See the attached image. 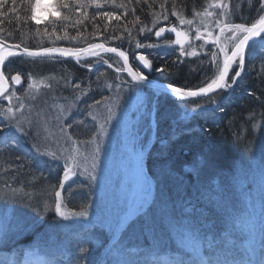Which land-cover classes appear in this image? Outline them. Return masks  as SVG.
<instances>
[{"label": "rangeland", "instance_id": "1", "mask_svg": "<svg viewBox=\"0 0 264 264\" xmlns=\"http://www.w3.org/2000/svg\"><path fill=\"white\" fill-rule=\"evenodd\" d=\"M237 1H240V3L238 2L239 4H236L235 2ZM40 2L42 5L55 3L54 0H40ZM226 2H229V0H226ZM233 3L235 4L233 5ZM198 5L199 6L196 8L193 6L189 10L190 13L187 15V18L193 20L192 25L179 24L177 16L172 14V3H167L165 9L169 11L168 20L174 22L173 20L175 19V25L180 30L188 32L189 41L185 44L186 50H192L189 47V44H191L197 51L196 56L181 55L179 53V55L183 57L181 60L184 59L185 56L187 61L195 59V61L191 63L198 64L202 69H208L209 66L215 68L210 60L204 58L206 60L204 62L199 56L200 53L209 55L211 51L217 49L211 41L205 43L203 40L195 38V28L200 25V17L195 16V12L202 11L207 7L206 0H200ZM230 5H233L229 8V11L232 13L231 19L233 22L239 23L237 21L239 19L238 11L242 9L243 6L249 4L247 0H243V2H241V0H230ZM237 5H239V9H237ZM252 5L258 6L255 0H253ZM176 8L175 6V10ZM140 9L148 11L151 10V6L143 5ZM176 11L179 13L178 9ZM214 11L218 13L221 9L216 8ZM152 12L149 13L148 18H146L150 20V22L153 21ZM160 13H162V11ZM190 14L193 15V18ZM37 15L41 18V21H43L50 16V12L48 9L42 8L38 11ZM161 25L162 24H160V26ZM104 28L106 30L111 29L109 28V23H105ZM157 29L158 28L153 30L149 29V31L155 33ZM210 29L213 31L214 35L219 34L218 28L210 26ZM224 35L227 36L230 35V33H225ZM131 36H135L134 33H131ZM166 38H169V36ZM174 39L175 34L173 33L169 41ZM221 39L223 41L224 37H221ZM262 42L263 41L259 39L251 45L246 56L249 61L254 54L261 53L260 48H262ZM201 44H204L203 48H200ZM162 45H172L176 48V51L180 52L179 45L166 44L165 41L162 42ZM164 51L172 56L176 53L173 47H171V49L168 47ZM55 62L57 61L46 60L42 62V65L46 69H48L46 66H56L59 68V62H57V64ZM246 65L248 66V63ZM231 73L234 74V72ZM117 74L119 75L120 73ZM231 75L232 74H230V76ZM33 78L39 80L46 77L37 78L33 76ZM47 78L46 83L50 84L51 88L49 89L41 85L36 99L25 101L26 104L30 103L34 106L33 119H35V112L42 108L46 109L47 115L45 118H48V116L55 117L60 109L52 106H67L65 98L72 99L74 93L78 94V90L73 89L71 85L78 83L79 80H74L72 77L64 79L63 81L60 79L59 74L53 75L52 77L50 74ZM119 79L118 82H107L105 80V84L110 83L113 87L107 88L104 85V89L100 92L101 97H119V102L118 104L114 100L108 102L113 104L116 115L110 124L105 125L108 134L102 138V143L100 144L101 151L98 155V164L95 169L96 179L94 181L91 180L88 173H83L82 169H77V175L71 177L69 181H66L65 187L62 190L63 202L67 208L79 211L81 208H71L67 204L66 198L68 196L67 194L70 192L69 187L71 186L72 180L75 178L80 179L79 183L89 185L91 188V197H87L83 203L88 206L87 210L89 216L64 219L63 217L57 216L53 209H49L45 212V202L49 204L53 203L54 197L52 189L48 185L41 184V177L38 175L35 180H32L34 185L29 186V189L22 188V192L15 194H13L9 188L0 185V264H14L18 258L24 261L46 260L50 261L51 264H90L85 260H81L78 246H84L87 243H93L95 246H98L104 236H107L109 241L102 250V256L106 255L109 257V264H117L118 261L120 264H125V262H127V264H138L139 258L134 254L132 246L135 244H137L136 246L143 244L152 249H158L159 241H166L171 250L184 253L187 258H190L188 254L191 253L192 247L195 245L200 249L204 261L210 258L213 260L214 264H216V262H221L222 264L224 261H227L228 264H235L230 261V258L226 259V257L220 255L219 252L212 257L203 255L205 243L210 241L205 235V232L208 231L211 234L214 232L211 226L215 221L204 223L203 227L201 225L202 228H195L197 225L195 221L193 225H191L180 218L178 222L175 221L174 223L172 220L177 219L176 216H179V214L171 208L173 205L177 206V202L175 200H173V203L167 201L166 195L161 194V191H159L161 192L160 194H157V185L154 181L149 184L151 189L153 188V195L150 196V194H146V177L142 170L144 167L141 163L142 159H145L144 155L153 139L151 126L156 124V110L152 112L153 107L157 108L163 97L157 98V96L160 95V90L124 81V78H121V76ZM121 80L125 83L121 82ZM65 81H69V83L66 85ZM80 81H82V84L83 82L86 83V81ZM115 85H120L119 89H117ZM25 88L26 87H24V89ZM17 89L20 91L24 90L21 86L16 88V91H18ZM224 92L226 93L224 95L226 97L228 90ZM86 94L81 95L71 112L63 117V123L65 125L72 124L74 127L76 124H79L82 128L91 130L92 135L89 138L81 139L72 135L70 128H68L67 133L77 141V143L73 144L72 141L67 140L60 134L58 121L51 119L47 132H45L42 127L34 126L28 129L25 135L15 131L11 126L7 127L3 134L6 136H14L17 143L15 145L11 144V142L0 143V146H6L5 149H2V152L13 153L18 147L25 149L26 146H29L27 149L28 152L25 151V154H27L31 160H34L32 161L34 163V168L37 170L39 169L40 172L42 168L39 167V158H46L49 163H59L61 167L60 176H53L49 171L48 175H46V178L53 176L55 178V184L58 183L59 179L63 176V159H54L50 156H38L33 148V144L37 142V134L39 133L40 136H49L46 143L51 151H57V149L72 151L73 148H79L85 153L91 152L95 145L81 142L89 141L93 133L97 132L99 123L103 122V117L107 115V110L103 103L91 109V111L99 115L100 119L98 121H93L86 112H81L80 109L83 110L84 105H87V102L92 99L85 96ZM0 103L7 105V101L4 100H0ZM13 103L15 104L16 101H13ZM173 109L174 111H178L182 117H187L192 115V113L212 112L214 107L195 109L193 104L180 103L176 110L175 108ZM22 111L27 114V109ZM88 111L89 109L87 112ZM2 119L3 117L0 116V120ZM81 121L83 123H81ZM258 129V127L253 128L254 132H257ZM242 135L243 139L246 138L245 141H247V139L249 141L250 136H255L252 131H247L246 133H242ZM243 152H251L252 154L250 156L243 155V157L238 158L237 161L234 162V167L232 166L229 168L227 171L228 177L225 178L229 184L224 191L223 188L220 190L219 187L215 189V186L211 188V192L209 193L208 189L210 186L208 183L205 184L203 191L206 193V197L210 195L208 199L213 202L212 206L216 207V205H223L225 206L224 209L230 212L227 219V226L228 228L232 227L233 231H235V235H239V238L235 239H238V241H246L245 247L250 260H244L242 263L236 261V264H255L256 260L254 258V253L252 255V246L254 245V240L258 239L257 237L264 231V225L261 222V220L264 219V146L258 143H249ZM59 154L60 153L57 152L58 156ZM88 164H91V160L88 161ZM49 167H52V164H50ZM159 167L165 168L166 166L163 167L160 165ZM89 171H91L90 168ZM155 175H158V173H155ZM13 177L14 176H12V178ZM15 177H17V174H15ZM218 184L219 183H217V185ZM133 189H135L137 198L144 195L147 196V202L144 204V212L146 215L143 217V220L147 221V225L143 228L136 227L135 229H130L125 232L121 238L124 251L120 252L112 247L113 239L104 228L102 221L114 215L130 198H132ZM65 191L66 195L64 194ZM37 209H39V211H37ZM211 209L215 208L212 207ZM157 212L160 214V216L158 215L159 217L163 216L164 224L170 223L173 225L167 234H162L157 229L158 226L153 225L154 223H152V221H150L152 226L149 223V220H152ZM55 217H57L56 220ZM182 218L190 219L186 215ZM84 227L88 231H84ZM59 228L62 233L59 232ZM140 233H143V238L139 235ZM217 235L215 240L221 242V239L217 238ZM140 239H143V241H140ZM86 247L89 249V252L85 256H89L92 247L90 245ZM220 247V245H217V248L222 252V247L221 249ZM33 253L35 254L33 255ZM156 257L157 256H155V258ZM251 257L254 258V261ZM156 259L161 260V264H172L168 254Z\"/></svg>", "mask_w": 264, "mask_h": 264}, {"label": "trees", "instance_id": "2", "mask_svg": "<svg viewBox=\"0 0 264 264\" xmlns=\"http://www.w3.org/2000/svg\"><path fill=\"white\" fill-rule=\"evenodd\" d=\"M54 2H56V0H54ZM68 2L70 6L69 9H60L59 12L61 17L67 14L70 16V19L67 21L62 19L57 20L56 31L61 36H63L65 30L69 33V36H76L77 32L82 33L83 35L78 37L75 41L64 39L56 40L55 37L49 38L36 36L34 31H30V29L34 30L36 27H39L43 30L45 27H48V30L52 31L51 25L49 24L52 16H48L41 26H35L31 23V21L26 22L23 19L25 13L19 11V0L17 4L18 11L16 13H8V8L12 7L11 0H8V4L3 9H0V11L5 13L4 16H0V29H3V31L0 32V35L4 36V38L9 42H22V46H28L30 48L50 46L71 47L78 44H86L87 41L93 40L90 39L88 35L98 32L99 35L103 36L102 39L106 40H104L105 42H112L109 44L119 46L121 44L122 46H125L126 49L128 48L127 50L130 49L129 51L132 53H136L139 50V48L136 47L137 41L141 45H144V43L147 44L146 38H152V44L155 45V47H153L154 50L148 48L146 50V56L154 65V71L152 74L153 77L160 78L164 81L169 83L171 82L182 87L194 88L202 86V82H204L206 78L212 77L215 72V68L212 66H209L208 69H202L198 66V64H192L191 62H194L195 59L187 61L184 56V59L181 60L183 57L179 55L180 52L176 51L174 46L160 45L166 40L169 41V38H165L162 41L155 40L153 38L154 33L152 31L150 32L149 29H156L160 26V24H165V22L170 24L173 23L168 20L169 11H167L168 19H161L162 21L160 20L156 25L153 24V21L150 22V20L146 19L152 11H162L161 15H164V10L160 8V4L164 3L165 0H155V2H153V0H147V2H145V0H140L139 3H137V0H130V2L129 0H123V2L127 5V9L116 6L121 3V0H116V4L108 3L106 0H100L99 7H97L96 4H91L86 8L81 7L79 3L74 4L73 0H68ZM86 2L87 0H85V3ZM174 2L177 10L187 7L192 8L193 6L196 8L199 6L198 4L200 3V0H174ZM238 2L240 3V1L235 3L239 4ZM167 3H172L173 5V0H167L165 6ZM235 3H233V5ZM143 5L151 6V10H141L140 8ZM257 7L258 6L255 5H252L251 7H249V5L243 6L242 9L238 11L239 19L237 21L239 23L243 22L241 17L251 20L256 15ZM76 9H79V11H76ZM97 12H114L117 16H120V20H108L106 18H101L96 15ZM83 13H87V16H83ZM179 13L182 14L181 12ZM18 16L20 17L19 19H17ZM93 17H95V19H93ZM136 17L140 18L139 21H136ZM77 20H81L82 23L77 24ZM134 21L135 23H133ZM173 21L175 22L176 20L174 19ZM105 23H109V28L111 29L106 30L104 28ZM142 26L145 27L144 32L139 31V28ZM126 27L131 29V33H134L135 36H129L126 31ZM21 31L24 32V36H21ZM9 32L13 33V35L8 36ZM113 36L118 37V39H111ZM53 41H55V44H53ZM168 47L170 49L173 47L176 51L174 56L169 53H165L164 50ZM260 50V54H254L251 57L248 66L246 65V69H244L239 77V81L235 83V87L231 92L228 91L226 97L224 96L226 94L224 91H219L216 97V104L205 103L207 98L195 100L190 103L186 102L187 104L193 105L195 103H200L203 108H206L205 106L207 105H212L214 107L212 112H197L192 113L190 116L182 117L178 111H174L173 109L175 108L176 110L178 104L181 103V100H179L180 98L173 97L165 93L156 109L157 130L155 131L153 145L148 151L145 161L147 171L157 185V194L162 192L161 194L166 195L165 197L167 201H171L173 203V200H175L177 202V206L173 205L171 209L175 210L179 216H176L177 219L172 221L175 223V221L178 222L181 219L191 225H193V222L195 221L197 222L195 228H202L204 223L215 221L216 223L213 222V225L211 226L214 232L212 234L208 231L205 232V235L210 240L205 243V249L208 250V254H216L218 252L221 253V251L217 248V245H220L222 249H229V254H233V257H236L239 261H244L249 257L245 247L246 241H238V239H235L239 238V235H235V231H233L232 227L228 228L227 226V219L230 212L224 209L225 206L223 205L219 206L215 204L216 207L212 206L213 202L208 199L210 195L206 197V193H204L203 188L205 187V184L208 183L210 186L208 189L209 193L211 192V188L215 186V189L219 187L220 190L223 188L224 191L226 188L224 181L225 178L228 177L227 171L230 167H232L230 165L232 164L231 159H229L230 155H220L221 159L214 158L218 155V146L215 144L216 137H220L222 139L227 136L230 140H232V138L235 140H237V138H242V133H246L247 130H243L242 127H240V124H242V120L245 121L246 118H249L250 122L259 123V129L257 130L258 133H261L264 129V41L262 42V48H260ZM108 58L111 57L108 55ZM46 60H56L59 62V68L56 66L48 67L44 63L48 68L46 69L42 65V62ZM165 61H172L173 64L166 65ZM57 62L55 63L57 64ZM110 62L113 63L112 60ZM161 68L164 70L159 71L158 69ZM168 69L171 70L170 73L167 72ZM4 72L6 75L19 72L24 81L16 88L21 86L23 89L24 87H27V76L29 74L37 78H47L50 74L51 77L59 74L60 79L63 81L64 79L72 77L80 78L81 76H84L82 80L86 81V83L83 82L82 84V81H79L78 83L81 87L88 88L85 96L92 99L87 102V105L92 104L93 99L96 100L98 95H100V92L104 89V87H98L103 80L101 77L97 80V77L100 76L101 73H104L105 75L111 74L112 78L110 76H108V78L114 82L118 81L115 77V75H118L115 70L111 71L106 69L96 71L95 77L91 78L88 77L85 70L75 66L74 62L59 58L53 59L16 56L7 61L4 66ZM170 75L175 76L172 78ZM183 75H187L188 78L185 76L182 77ZM175 77L178 79H175ZM17 90L18 94L24 92V90ZM87 105H84L83 110L80 109V111L87 113ZM236 118H239L240 121L237 122ZM70 131L72 135L81 139L89 138L92 135L91 130L82 128L79 124H76L75 127L72 126ZM3 135L6 136L5 134ZM249 138V141L247 140L248 144L258 143L264 146V137L257 138L256 141H253L251 137ZM242 140L245 139L242 138ZM0 143H2V141H0ZM246 145L247 144L243 145L240 143L239 147L235 148H237L236 150L243 152ZM5 148L6 146H0V185L5 186L6 184H12L11 187L13 188L19 187L25 189L34 185L32 180H35L37 175L41 177V184L48 186L58 185V183L55 184V178L53 176H60L61 167L59 163H49L46 158H39V167L42 168V171L40 172L39 169L37 170L34 168V163L32 162L34 160H31L29 156L25 154V151H27L29 146H26L25 149L18 147V149L13 153L2 152V149ZM230 151L231 149L229 150V154L231 153ZM234 154L235 152L233 150L232 156ZM17 157H20V159H17ZM5 161L10 163L12 167L4 165ZM50 164H52V167H49ZM160 165L166 167L161 168L159 167ZM48 171L53 176L46 178ZM155 173H158V175H155ZM15 174H17V179L14 180L12 176H15ZM79 182L80 179L75 178L72 180L71 186L69 187L70 192L67 194L68 198H66V201L71 208H81L85 205L83 204L84 200L87 199V197H91V188L89 185ZM217 183L219 184L217 185ZM153 193L154 192H152V195ZM64 194L66 195V191ZM212 207L215 209H211ZM158 215L160 216L157 212L154 218L149 220V223L152 221V223H154L153 225L158 226L157 229L162 234H167L173 225L170 223L164 224L163 216L159 217ZM184 215L188 216L190 219H183L182 217H184ZM223 217L225 218L223 219ZM56 219L57 217H55V220ZM59 232L62 233L60 228ZM139 235L141 238L144 237L143 233H140ZM216 235L217 238L221 239V242H217V240H215ZM108 239L109 238L107 236H104L98 246H95L93 243H87L84 245V247L90 245L92 247V251L89 256H84L81 260L94 264L99 257L103 245L108 241ZM140 241H143V239H140ZM136 245L137 244L133 246L137 255L143 254L145 249H149V247L145 245H141L140 247ZM159 247L160 251L169 249V245L166 241H159L158 248ZM263 251L264 231L262 234L260 254H263ZM145 254L147 255V253ZM109 262L110 260H107L106 258L105 264H109Z\"/></svg>", "mask_w": 264, "mask_h": 264}, {"label": "snow or ice", "instance_id": "3", "mask_svg": "<svg viewBox=\"0 0 264 264\" xmlns=\"http://www.w3.org/2000/svg\"><path fill=\"white\" fill-rule=\"evenodd\" d=\"M108 3L116 4V0H106ZM130 2V0H129ZM140 0H137L139 3ZM147 2V0H145ZM155 2V0H153ZM165 0L164 3L160 4V8L164 10V15H161L160 12H152L153 15V24L156 25L159 23L161 19L167 20V10L165 9ZM243 2V0H241ZM258 7L256 10V15L248 20L247 18L241 17L243 22L236 23L231 19L232 13L229 11L230 8V0L226 2V0H206L207 7H205L202 11L195 12V16L200 17V25L195 28V38L201 39L205 43L209 41L215 45L217 50L211 51L209 54L210 62L215 65V72L212 77L206 78L204 82H202V86H197L196 88L190 87H179L173 84H169L168 88L177 96L182 99L187 98H196V97H205L207 98L206 102L209 104H216V96L212 95L213 93H218L219 90L231 88L233 84L237 82V78L241 76L242 72L245 69V58H246V48L249 46V42L255 43V38H260L264 41V0H255ZM12 7L8 8V13H16L18 11L17 4L18 0H11ZM73 3H79L81 7H88L91 4H96L97 7L100 6V0H73ZM249 7L252 6L253 0H247ZM8 4V0H0V9H3ZM119 8L127 9V5L121 0V3L116 5ZM68 0H56L55 3L49 5H42L40 0H19V11L24 12L25 15L23 19L27 21H34L37 25L41 23V18L37 15L38 11L42 8H46L49 10L52 19L49 21L51 25L52 31L48 30V27H45L41 30L39 27H36L34 30V34L36 36L42 37H55L56 40H71L75 41L78 37H81L83 34L77 32L76 36H69V33L65 30L63 36H61L56 31V21L62 19L67 21L70 19V16L65 14L61 17L59 10L60 9H69ZM219 8L221 11L218 13L214 11V9ZM213 9V10H210ZM237 9H239V5H237ZM79 11V9H76ZM134 11V9H133ZM172 14L177 16L179 20V24L181 25H192L193 20L185 19L180 13L175 10V2L173 0V11ZM5 13L0 11V16H4ZM83 16H87V13H83ZM97 16L101 18H106L108 20L116 19L120 20V16H117L114 12H97ZM20 17L18 16L17 19ZM95 19V17H93ZM139 17H136V21H139ZM77 24L82 23L81 20H77ZM135 23V21L133 22ZM203 26V27H201ZM211 27L218 28L219 34L214 35L213 31L210 29ZM3 29H0L2 32ZM126 31L129 36H131V29L126 27ZM140 32L145 31V27L142 26L139 28ZM166 29L164 27H159L158 30L155 31V35L160 37L162 33H164ZM170 33L175 34V39L171 41H165L166 44H173L180 46V54L187 56H196L197 51L194 46L189 44V47L192 49L191 51H187L185 48V44L189 41V34L187 31L180 30L177 26H170L168 28ZM225 33H230V35L225 36ZM13 33L9 32L8 36H12ZM92 35H99L98 32L92 33ZM21 36H24V32L21 31ZM221 37H224L222 41ZM111 39H118V37H111ZM55 44V41H53ZM137 48L141 47H155L153 44L141 45L138 41L136 43ZM204 44L200 45V48H203ZM14 49H20V51H14ZM114 53L117 54L118 57L122 60V66L115 68L117 73L126 72L128 76L131 78L132 82H135L136 85L143 83L148 80V76H146L142 71L137 67L135 70L132 65L129 63V56L127 52L120 50L117 47H106L105 43H88L86 47H38L36 49H32L28 46L22 47L21 43L9 44L8 40L4 38V36L0 35V100L7 101V105L0 103V116L3 117L0 120V141L2 142H11V144L15 145L17 143L14 136H4V129L11 126L15 129V131L23 134H27L28 129L35 127H42L45 132L48 131V125L51 119H55L58 121L59 132L62 136H64L67 140L72 141L73 144L77 143L73 139V137L67 133V129L71 128L72 124L65 125L63 123V117L67 116L69 112H71L72 108L75 106L76 101L80 99L81 95H84L88 88H81L79 83L72 84L71 87L73 89L78 90V94L74 93V97L72 99H66L67 106L65 105H53L52 107H58L60 109L59 113L55 117L48 116L45 118L47 113L46 109L42 108L39 111L35 112V119H33V111L34 106L30 103L26 104V100H34L39 94V90L41 85H44L47 88H51L50 84L46 83L48 78H41L39 80L33 78L31 74L27 76L28 84L24 89L23 93L18 94L15 86L21 85L22 77L19 72L12 75H6L3 71V66L5 62L10 57H15L19 55H24L27 57H37V58H52L54 54H58L61 57H73L77 62L81 60L82 57H101V53ZM138 60L143 63V66L146 68H150L151 61L147 56L143 54H137ZM102 59V57H101ZM103 63L108 64L107 60H103ZM112 65L109 64V67ZM83 67L92 69L93 63H85ZM159 71H163L164 69H158ZM231 72H234V75H229ZM104 73H101L100 76L97 77V80L100 77L104 76ZM11 81V84H10ZM66 85L69 81H65ZM105 86L107 88H112L113 85L110 83H106ZM90 87V85H89ZM117 89H119L120 85H115ZM110 100H114L117 104L119 102V97H107L102 96L100 100H94L92 104L87 105L89 111L87 115L92 118L93 121H98L100 119L98 114H95L91 109L96 106L104 104L107 115L103 117V122H100L97 128V132L93 133L92 138L89 141L81 142V143H92L95 146L92 148L91 152H83L79 148H73L72 151H66L64 149H57V151H51L49 146L47 145V141L49 136L44 135L40 136L37 134V142L33 144V148L38 156H50L54 159H63V176L59 179L58 186L50 185L49 187L52 189L53 194V203L49 204L45 202L44 211L47 212L49 209H53L55 214L59 217H63L64 219H68L70 217H88L89 212L87 210L88 206L84 205L81 207L79 211H74L72 209L67 208V206L63 202L62 190L65 187V182L69 181V179L75 175H77V169H82L83 173H88L91 180L96 179L95 169L98 164V155L101 151L100 144L102 143V138L107 136V128L105 125L110 124L112 119L115 117L116 113L114 111V106L111 103H108ZM13 101H16L14 104ZM202 105L200 103H195V109H202ZM27 109V114H25L22 110ZM81 123H83L81 121ZM253 128L259 127V123H254L252 125ZM50 135V133H49ZM59 152V156L57 155ZM20 159V157H17ZM91 160V164H88V161ZM4 165L7 167H12L10 163L7 161L4 162ZM22 167V166H19ZM89 168L91 171H89ZM82 173V174H83ZM13 179H17V177H13ZM23 183L22 181H20ZM6 188L15 194L18 192H22V188H12L11 185L6 184ZM147 202V196L144 195L142 197L137 198L135 195V189H133V196L130 198L126 204L119 209L114 215L108 218L105 221H102L104 228L110 234V237L113 239L112 247L117 249L120 252L124 251V246L121 242V238L123 234L130 229H135L136 227H145L147 225V221L143 220V217L146 215L144 212V204ZM39 211V209H37ZM78 252L80 254V258L88 254L89 249L84 246H78ZM35 253H33L34 255ZM208 250H203V255H207ZM190 259L187 264H214L212 259H208L204 261L202 258V253L199 248L195 245L192 247L191 253L188 254ZM14 264H51L50 261L46 260H38V261H24L21 259H17ZM117 264H120L118 261ZM127 264V262H125ZM172 264H186L183 259H177L172 262ZM216 264H221V262H216ZM222 264H228L227 261L222 262ZM264 264V261L261 262Z\"/></svg>", "mask_w": 264, "mask_h": 264}, {"label": "bare ground", "instance_id": "4", "mask_svg": "<svg viewBox=\"0 0 264 264\" xmlns=\"http://www.w3.org/2000/svg\"><path fill=\"white\" fill-rule=\"evenodd\" d=\"M231 6H233V5H230V7ZM191 8H189V7H187V8H180V9H178V11L179 12H181L182 13V15L185 17V18H187V15L190 13V10ZM187 11V12H186ZM185 12H186V14H185ZM190 16H192V18H193V15H191L190 14ZM191 18V17H190ZM187 19H189V18H187ZM31 23L33 24V25H35V26H41L42 25V23H44V20L43 21H41V23L39 24V25H37L34 21H31ZM170 26H176L175 25V23L173 22L172 24H170V23H165V24H162L161 26H159V27H164V28H166L167 30L163 33V38H165L164 36H166V34H169V39L171 38V36L173 35V33H170L169 31H168V28L170 27ZM158 27V28H159ZM158 30V29H157ZM108 33V32H107ZM155 34V33H154ZM89 36V38L90 39H93V40H90V41H87L86 42V44H78V45H76V46H71V47H83V46H85V45H87L88 43H96V42H101V43H105V45L106 46H111V47H117V48H120L122 51H125V52H127V54H128V56H129V63L132 65V67H133V69L135 70L137 67H139V70L140 71H142L146 76H148V79H155L156 81H158V82H166V83H169V82H167V81H164V80H162V79H160V78H155V77H153L152 76V74H153V71H154V65L152 64V66L149 68V69H146L145 67H142V66H140L139 65V63H138V61H137V57H138V55L137 54H143V55H145L146 54V50L149 48V49H152V50H154V48L153 47H144V48H139V50H138V52H136V53H132V52H130L129 50H127L126 48H125V46H122L121 44H120V46L119 45H115V44H109V43H112V42H109V43H107V42H105L106 40L105 39H102V37L103 36H101V35H92V34H89L88 35ZM154 39H155V37H153ZM105 40V41H104ZM146 40H147V44L146 43H144V45H148V44H152V42H153V39L152 38H146ZM156 40V39H155ZM160 45H162V44H160ZM172 46V45H171ZM50 47H52V46H50ZM127 47H129V46H127ZM250 47H251V45H249L248 46V48H247V50H246V56H247V53H248V51L250 50ZM132 51V50H131ZM199 56H200V59H202V61H206L205 59H207V60H210V58H209V55L208 54H204V53H200L199 54ZM101 57H102V59H101ZM101 57H91V56H89V57H82L81 58V60L79 61V62H75L74 63V65L75 66H78L79 68H81V69H83V70H85L86 72H87V74H88V77H91V78H94L95 77V72L96 71H102V70H106V69H109V70H115V68H117V67H121L122 66V61H121V59L118 57V56H116V55H109V57H111V58H108V55L107 54H105V53H101ZM205 58V59H204ZM110 59V60H109ZM62 60H67L68 61V59H62ZM103 60H107L108 61V64H105V63H103ZM113 61V63L112 62H110V61ZM137 61V62H136ZM85 63H93V67H92V69L91 70H89L88 68H85V67H83V65L85 64ZM247 63H249V60L247 59V57L245 58V65L247 64ZM109 64H111L112 66L111 67H109ZM165 64L166 65H172L173 64V62L172 61H165ZM215 66V65H214ZM167 72L168 73H170L171 72V70L170 69H168L167 70ZM17 72H14V73H12V74H16ZM85 73V72H84ZM11 74V75H12ZM230 74H232V75H234L233 73H230ZM229 74V75H230ZM108 76H110L111 78H112V75L111 74H107V75H105V76H103V77H101V79H103L102 80V83L100 84V86H98L99 88H103L104 87V85H105V80L108 82V81H111V82H114L113 80H111V79H109L108 78ZM121 76V78H124L123 80L124 81H127V82H130V83H135V82H132L131 81V78L124 72V73H120L119 75H115V77H116V79H118V81L120 80L119 79V77ZM174 76L175 75H170V77H172V78H174ZM187 77L188 78V76L187 75H183L182 77ZM22 77V76H21ZM84 78V76H81L80 78H78V77H73V79L74 80H82ZM85 78H87V77H85ZM175 79H178L177 77H175ZM172 80V79H171ZM24 81V79H23V77H22V82ZM117 81V82H118ZM239 81V79L237 78V82ZM121 82H123L122 80H121ZM123 83H125V82H123ZM141 85H143V86H146V87H149V88H152V89H157V90H160V95H158L157 96V98L159 99V98H161L165 93L166 94H169L170 96H173V97H177V96H174V95H172V94H170V93H168V92H166V91H163L162 89H160V88H157V87H151L150 85H147V84H143V83H140ZM169 84H173V83H169ZM173 85H176V84H173ZM176 86H179V85H176ZM179 87H182V86H179ZM234 87H235V84H233L232 85V87L231 88H228V89H225V90H219V91H226V90H228V91H232L233 89H234ZM194 88H196V87H194ZM193 88V89H194ZM218 91V92H219ZM215 94V96L217 97V93H213L212 95H214ZM177 98H180V97H177ZM205 97H196V98H187V99H182V98H180L179 100H181V104H183V103H190V102H194L195 100H201V99H204ZM101 99V96L100 95H98V98L96 99V100H100ZM93 101H94V99H93ZM185 101V102H184ZM93 103V102H92ZM205 103H207V102H205ZM204 103V104H205ZM213 106L211 105V106H209V105H207L206 106V108H212ZM157 108L156 107H153V111L152 112H155V110H156ZM263 114V113H262ZM264 115V114H263ZM242 120V119H241ZM236 121L237 122H239L240 121V119L239 118H236ZM254 124V122H250V119L249 118H246V120L244 121V120H242V124H240V127H242V129L243 130H247V131H252L254 134H255V137L254 136H250L251 137V139L254 141H256V139L257 138H260V137H264V129L262 130V132L260 133H258V132H254V130H253V128H252V125ZM151 128H152V131L153 132H155L156 130H157V124H154V125H152L151 126ZM246 139V138H245ZM248 140V139H247ZM243 141V142H242ZM240 143L241 144H247L246 145V147L248 146V142L246 143V141L245 140H242V138H237V140H235L234 138H232V140H230L227 136L226 137H224V138H220V137H216V139H215V144H216V146H218L217 147V153H218V155H216V157H214V158H220V155H226V156H229L230 155V157H229V159H231V161H232V164H230L231 166H233L234 167V162H236L237 161V159L238 158H240V157H243V155L245 156H250L252 153L251 152H240V151H238V150H236L237 148H235V147H239V145H240ZM231 149V153L229 154V150ZM233 150H234V152H235V154L232 156V152H233ZM232 157V158H231ZM221 159V158H220ZM219 159V160H220ZM148 173V172H147ZM150 174L148 173V177L150 178ZM226 181V182H225ZM224 181V183L226 184V186H228V184H229V182L227 181V180H225ZM149 183H151V181H149ZM58 186V185H57ZM151 193H152V191H151ZM150 193V194H151ZM152 195V194H151ZM68 198V197H67ZM225 217H223V219H224ZM140 246V245H139ZM178 253V252H177Z\"/></svg>", "mask_w": 264, "mask_h": 264}, {"label": "water", "instance_id": "5", "mask_svg": "<svg viewBox=\"0 0 264 264\" xmlns=\"http://www.w3.org/2000/svg\"><path fill=\"white\" fill-rule=\"evenodd\" d=\"M166 29V28H165ZM167 30V29H166ZM163 36V33H162V35L160 36V37H157L156 35H155V38L156 39H160L161 37ZM256 39V38H255ZM96 43H101V42H96ZM252 42L250 41L249 42V45L251 44ZM9 44H15V43H11V42H9ZM87 45H85V46H83V47H86ZM106 46V45H105ZM23 47V46H22ZM106 47H111V46H106ZM248 48V47H247ZM247 48H246V50H247ZM32 49H36V48H32ZM120 49V48H119ZM121 50V49H120ZM14 51H20V49H14ZM104 53H106V52H104ZM107 54H110V55H116V56H118L117 54H114V53H107ZM45 58H47V57H45ZM52 58H65V59H69V60H75V58H73V57H61V56H59L58 54H54V57H52ZM122 61V60H121ZM137 61H138V63H139V65L140 66H142V67H144L143 66V63L141 62V61H139L138 60V57H137ZM123 63V62H122ZM152 65V64H151ZM146 68V67H145ZM146 69H149V68H146ZM126 73V72H125ZM127 74V73H126ZM128 75V74H127ZM147 84V85H150L151 87H157V88H160V89H162L163 91H166V92H168V93H170V94H172V95H174V96H176L169 88H168V85H169V83H166V82H158V81H156L155 79H148L147 81H145V82H143V84Z\"/></svg>", "mask_w": 264, "mask_h": 264}]
</instances>
